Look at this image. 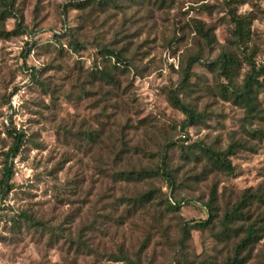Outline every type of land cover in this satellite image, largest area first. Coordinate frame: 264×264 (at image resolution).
<instances>
[{"label":"rangeland","instance_id":"1","mask_svg":"<svg viewBox=\"0 0 264 264\" xmlns=\"http://www.w3.org/2000/svg\"><path fill=\"white\" fill-rule=\"evenodd\" d=\"M13 1L26 30L10 35L15 19L0 22V182L9 131L25 141L12 190L0 194V264H230L256 219L261 238L239 258L264 264V203L247 197H264V89L252 111L233 93L252 66L264 71V0ZM224 53L235 58L232 82L218 70ZM170 91L202 120L183 127ZM229 147L232 175L201 152ZM165 150L171 182L159 173ZM142 170L152 174L120 180ZM142 194L151 201L134 205ZM245 198L250 220L222 234L224 214Z\"/></svg>","mask_w":264,"mask_h":264},{"label":"trees","instance_id":"2","mask_svg":"<svg viewBox=\"0 0 264 264\" xmlns=\"http://www.w3.org/2000/svg\"><path fill=\"white\" fill-rule=\"evenodd\" d=\"M90 3L96 4V0H89ZM86 3V2H85ZM107 3H114V0H108ZM84 4L79 3L77 7H82ZM14 18L15 19V29L10 35H20L24 34L25 32V27L23 25V15L14 10V1L13 0H0V22H4L7 19ZM235 24H236V36L239 40H244L246 37V32L244 30V25L241 19L237 18L235 19ZM197 32L202 36V38L206 41L207 44H211L212 42L215 41L214 36L210 34V31H206L203 29V26H198L196 28ZM33 36H36V33H33ZM76 49H82L83 47L78 44L74 43L73 44ZM105 60L106 59H112L115 58L118 62L122 61V57L114 51H110L107 48H103V56ZM200 62L199 56L197 57H191L185 67L184 74H183V81L182 83H186L189 79V74L192 70L193 65L198 64ZM234 62L235 58L233 54L229 53H224L221 55V59L218 62V70H220L221 74L223 77L226 78L227 81L232 82L233 80V72H234ZM37 72L35 70H32L31 73V78L35 79ZM104 74V72H103ZM109 78L107 81L113 82V79L109 74L105 73ZM261 75H264V71L262 72H256L255 73V66H252L251 73L246 76V78L243 81V84L240 88L235 89L233 91L235 101L236 102H241L242 104H246V107L252 111L254 109V94L255 91L264 89V80L261 82L259 81V77ZM15 93H12L14 95ZM168 100L171 103V105L181 111V113L184 115L185 120L182 123L183 127H189L197 124L202 120V116L200 114H197L194 109L186 105L176 94L175 91H170L168 95ZM9 135L12 139V144L9 148V150L4 154V167H3V174H2V179L0 182V194L6 195L8 194L11 190V177L13 175V160L19 155L20 150L24 144L25 141V135L23 134L22 130H15L12 129L9 131ZM201 152L203 153L204 156H206L209 160V162H212V164L220 170L221 172H225L227 174H233L234 168L232 167L230 161L227 159V156H232L234 155V147H229L227 151L225 152H214L211 149H201ZM166 150L163 154V161L161 162V167L159 168V173H161L162 177H165L168 181H172L173 176L167 169V165L165 163L166 159ZM152 174L150 170H142V171H130V172H121L120 173V180L123 181H128V182H136L140 180L142 177H148ZM170 192L169 196L167 198L168 200V205L170 208L177 210L180 206L181 203H176L173 199L172 195V187L170 185ZM247 197L250 198H256L260 202L264 203V197L262 195L258 196L257 194H252L248 195ZM246 197V198H247ZM242 199L239 203H237L231 210L230 212H227L224 214L223 219H222V226L224 228V231L222 234H227L230 229V224H232L234 221H239V220H250L249 215L246 212L245 213V208L251 204L250 199ZM152 197L150 194H142L135 198L133 200V204L136 206H143L145 203L151 201ZM130 201V200H129ZM216 201V196L212 197L208 203H206L205 208L208 211V214L210 216V219L208 217V220L205 221V223L202 224L203 227H207L208 225L211 224V220H213V205ZM26 217V216H25ZM212 218V219H211ZM256 221L254 223L249 224L247 227L243 229L244 236L238 243V245L235 248V256L234 258L230 261V264H242L243 259L239 258V256L244 253L251 244L257 242L261 237L258 236V229L256 227ZM188 235V228L185 226L183 229V238H186ZM123 260H126L129 262L125 257H123Z\"/></svg>","mask_w":264,"mask_h":264}]
</instances>
